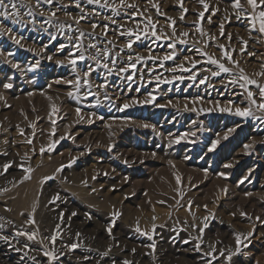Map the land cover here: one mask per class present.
Returning a JSON list of instances; mask_svg holds the SVG:
<instances>
[{"label": "rangeland", "instance_id": "obj_1", "mask_svg": "<svg viewBox=\"0 0 264 264\" xmlns=\"http://www.w3.org/2000/svg\"><path fill=\"white\" fill-rule=\"evenodd\" d=\"M204 2L5 0L0 264H264V34Z\"/></svg>", "mask_w": 264, "mask_h": 264}, {"label": "snow or ice", "instance_id": "obj_2", "mask_svg": "<svg viewBox=\"0 0 264 264\" xmlns=\"http://www.w3.org/2000/svg\"><path fill=\"white\" fill-rule=\"evenodd\" d=\"M86 2L88 4H93V3H98L99 0H86ZM199 2L203 5V7L205 8V10H207L209 8V5L207 3L204 2V0H199ZM37 3L39 4L40 3V0H37ZM43 3L45 4H52L53 3V0H43ZM75 3H76V7H80V0H75ZM246 4L249 5L253 11L251 13L248 12V9L245 8L240 0H232V7L234 10H236V16L237 18H245V19H250L251 21V27L253 30H258L261 34H264V7H261V6H264V0H246ZM155 6V5H154ZM66 7V6H65ZM129 7H136L135 5H129ZM155 7H158V6H155ZM12 8L15 9L16 8V4L15 2L12 3ZM257 9H260L259 12H258V15L256 13V10ZM184 11L186 12L187 9H184ZM31 14V13H29ZM16 16H19V13L16 12L15 13ZM56 15V12L53 11L51 13V16L54 17ZM199 16L201 18L204 17V12H200L199 13ZM0 17H5V18H9L10 17V13L9 11L7 10V6L5 5V0H0ZM84 17L81 16L80 19H83ZM181 19H183V17H181ZM79 22V20H77V23ZM257 22H258V28H257ZM173 23H175L173 21ZM93 27H96V25H93ZM107 27V26H105ZM153 27H155V25H153ZM220 29H221V33L223 34V24L220 25ZM9 31H11L9 29ZM146 34H147V31H146ZM203 35V33H201ZM129 35H135V33H132L131 31L129 32ZM152 36H156V33L155 32H152L151 33ZM185 36L188 35V33H184ZM230 38V37H229ZM136 39L139 40L140 39V36L139 35H136ZM16 43L19 44L20 43V40H16ZM181 43H185V41H181ZM245 44L247 43L246 41L244 42ZM129 48H131L132 46V42L130 41L129 44L127 45ZM172 47H175V45H171ZM63 47V45L61 46ZM92 47H95V45H92ZM221 47L223 48V45H221ZM225 56L227 57V59L231 60V56H229L227 54V52H225ZM49 59H51V57H49ZM79 59L80 60H84L85 57L83 55L79 56ZM165 60H170V59H173V56L169 55V56H165L164 57ZM76 59H72L69 61L70 64L72 65H75L76 64ZM209 62L212 63V64H217L220 71L221 72H224V73H228L230 71V69L228 67H225V65L223 63H220L218 60L216 59H213L211 57H209ZM99 63V62H98ZM14 67L16 68H19V65H13ZM103 67L104 68H108L109 69V72L112 71V69L109 68L108 64L105 63L103 64ZM132 67H135V64L133 63L132 64ZM122 71H127V69H122ZM90 73L86 72L85 75H89ZM220 73L219 72H214L213 75H219ZM261 75H264V73H261ZM243 81L246 82V84H255L257 86V88L259 89V97H260V102L258 103L256 99L253 98L254 94L252 91H247V97L250 101V104L251 105H254L255 108L257 110H260V111H264V86L262 85H259L257 84V81L255 80H252V79H249L247 76H244L243 75V70L241 69V77H240ZM168 83H170V81H166ZM203 82V81H201ZM69 83H73L72 81H69ZM78 83V82H77ZM232 83H237L236 80H233ZM246 84H240V87H245ZM5 88H11L12 87V84L11 83H8V84H5L4 85ZM101 87H106V85H101ZM69 95H72L71 93H69ZM0 99H4L3 96H0ZM133 103H137L136 101H133ZM130 105L129 104H124L123 108H128ZM123 109H121L122 111ZM79 112V109L77 110ZM222 111H228V109H222ZM235 115H238V116H241V117H249V116H252L253 115V112L250 110V108H237L235 110ZM103 117H101L102 119ZM145 127H148L147 125H145ZM178 142V141H177ZM215 146V145H213ZM43 151V149H42ZM9 167V165H4V168L5 170ZM57 199H59V197H57ZM73 215H75V213H73ZM118 215V214H117ZM34 222V221H33ZM204 227H207V225L205 224ZM108 232L111 233V227H109L108 229ZM137 231H139V228H137ZM202 231V229H201ZM145 235H148V233H144ZM17 235H28L26 233H17ZM249 236L251 235V233L248 234ZM35 238V234H30L28 235V239L29 240H32ZM0 239H3L5 241H8V237L7 236H4V237H0ZM56 241V236H53L51 237V242L54 244ZM236 242L237 244L239 245L241 243V238L239 235H237L236 237ZM184 243H189L188 240H185ZM73 249L77 247V245L73 244L71 246ZM151 247L154 249L155 248V244L153 243L151 245ZM196 249L198 250L200 248V244H196L195 245ZM45 256H50L52 257L53 260L56 259V256L53 252H48V251H45L44 253ZM220 255L223 256L224 255V252L221 251L220 252ZM213 259H215V257H213ZM226 259L228 261H231L232 259V256L231 255H228L226 257ZM124 264H129L128 261H124Z\"/></svg>", "mask_w": 264, "mask_h": 264}, {"label": "bare ground", "instance_id": "obj_3", "mask_svg": "<svg viewBox=\"0 0 264 264\" xmlns=\"http://www.w3.org/2000/svg\"><path fill=\"white\" fill-rule=\"evenodd\" d=\"M30 186H31V184H30ZM32 191V190H31ZM30 191V192H31ZM30 192H29V195H24V196H22V195H20V197H19V199H18V202H19V206L21 205V206H31V204H32V202H33V200H34V194L31 192V194H30ZM28 193V192H27ZM69 205V204H68ZM78 228V227H77ZM89 230V229H88ZM181 243V242H180ZM180 249V248H179ZM182 249V248H181ZM185 250H187L186 248H185ZM188 251H190V250H188ZM186 253V252H185ZM184 255V254H183Z\"/></svg>", "mask_w": 264, "mask_h": 264}]
</instances>
